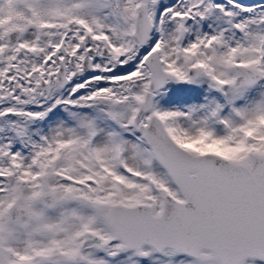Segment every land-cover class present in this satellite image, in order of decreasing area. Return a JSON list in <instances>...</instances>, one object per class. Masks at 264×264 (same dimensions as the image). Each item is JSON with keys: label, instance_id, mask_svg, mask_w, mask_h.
I'll use <instances>...</instances> for the list:
<instances>
[{"label": "snow or ice", "instance_id": "snow-or-ice-1", "mask_svg": "<svg viewBox=\"0 0 264 264\" xmlns=\"http://www.w3.org/2000/svg\"><path fill=\"white\" fill-rule=\"evenodd\" d=\"M0 264H264V0H0Z\"/></svg>", "mask_w": 264, "mask_h": 264}, {"label": "rangeland", "instance_id": "rangeland-1", "mask_svg": "<svg viewBox=\"0 0 264 264\" xmlns=\"http://www.w3.org/2000/svg\"><path fill=\"white\" fill-rule=\"evenodd\" d=\"M245 2H250V0H245Z\"/></svg>", "mask_w": 264, "mask_h": 264}]
</instances>
